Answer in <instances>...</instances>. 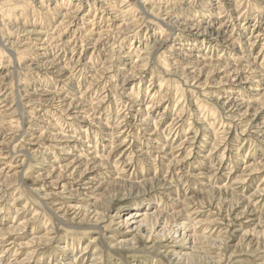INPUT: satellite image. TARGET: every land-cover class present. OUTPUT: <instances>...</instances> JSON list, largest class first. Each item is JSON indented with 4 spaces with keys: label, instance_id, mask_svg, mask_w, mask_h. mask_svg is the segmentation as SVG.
I'll list each match as a JSON object with an SVG mask.
<instances>
[{
    "label": "rangeland",
    "instance_id": "1",
    "mask_svg": "<svg viewBox=\"0 0 264 264\" xmlns=\"http://www.w3.org/2000/svg\"><path fill=\"white\" fill-rule=\"evenodd\" d=\"M0 264H264V0H0Z\"/></svg>",
    "mask_w": 264,
    "mask_h": 264
},
{
    "label": "bare ground",
    "instance_id": "2",
    "mask_svg": "<svg viewBox=\"0 0 264 264\" xmlns=\"http://www.w3.org/2000/svg\"><path fill=\"white\" fill-rule=\"evenodd\" d=\"M250 82H252V83H256V81H250V80H248L246 83H250ZM256 91V89L253 91V92H255ZM142 215H139V213L137 212V210L136 211H134V212H132V213H130V216H128V218L126 219L127 221H132V220H136L138 217H141ZM182 225V224H181ZM183 226H185V224L183 225ZM184 228V227H183ZM180 229V228H179ZM182 229V228H181Z\"/></svg>",
    "mask_w": 264,
    "mask_h": 264
}]
</instances>
